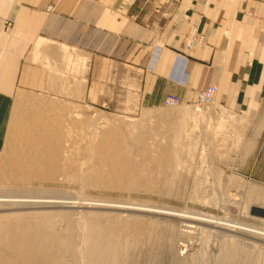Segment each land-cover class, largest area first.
I'll return each instance as SVG.
<instances>
[{
	"label": "rangeland",
	"instance_id": "obj_1",
	"mask_svg": "<svg viewBox=\"0 0 264 264\" xmlns=\"http://www.w3.org/2000/svg\"><path fill=\"white\" fill-rule=\"evenodd\" d=\"M108 93L99 105L34 97L12 126L0 149V264H94L92 224L115 264H264L263 235L210 222L264 233L253 213L262 187L237 160L246 120L216 102L151 108ZM70 237L72 250L55 249Z\"/></svg>",
	"mask_w": 264,
	"mask_h": 264
},
{
	"label": "crops",
	"instance_id": "obj_2",
	"mask_svg": "<svg viewBox=\"0 0 264 264\" xmlns=\"http://www.w3.org/2000/svg\"><path fill=\"white\" fill-rule=\"evenodd\" d=\"M0 25V149L34 97L99 105L111 89L158 108L215 85L264 193V0H0Z\"/></svg>",
	"mask_w": 264,
	"mask_h": 264
},
{
	"label": "bare ground",
	"instance_id": "obj_3",
	"mask_svg": "<svg viewBox=\"0 0 264 264\" xmlns=\"http://www.w3.org/2000/svg\"><path fill=\"white\" fill-rule=\"evenodd\" d=\"M6 33V32H5ZM191 36V35H190ZM199 103V102H198ZM204 105V104H203ZM207 105V104H206ZM15 200V199H14ZM4 202V200H2V199H0V202ZM30 203H34V204H49V203H63V204H75L73 201H62L61 200V202L59 201V202H56V201H47V200H39V199H36V200H33V201H30ZM92 203H95V202H92ZM91 203V204H92ZM86 204H88V205H91L90 203H85V205ZM102 204V203H101ZM54 205V204H53ZM92 205H95L96 206V204H92ZM103 205V204H102ZM55 206V205H54ZM64 206V205H63ZM74 207H75V205H73ZM97 206H99V205H97ZM104 206V205H103ZM62 207V206H61ZM70 207V206H69ZM72 207V206H71ZM66 208H68L67 206H66ZM124 208V207H123ZM126 208V207H125ZM139 211V210H138ZM141 211H143V209L141 210ZM154 211V210H153ZM167 211H163V210H155V213H159V214H170V213H166ZM171 215H175L176 217H184V216H181L180 214H172L171 213ZM195 219V218H194ZM79 221V220H78ZM207 221V220H206ZM208 222V221H207ZM210 222H212V223H216V224H218V225H222V226H225V227H228V228H234V229H239V230H245L246 232L247 231H251L252 233L254 232V233H257V234H260V235H263L264 236V233H262V232H259V231H257V230H252V228H250V229H248V228H245L244 229V227H242V226H237V225H231V224H226V223H223V222H219V221H217V222H215V221H210ZM91 224V223H90ZM96 225H98V224H96ZM98 228V226H95L94 224H92L91 225V232H90V229H89V231L88 232H90V240H91V243L88 245L89 247H87L86 249H85V252H86V257H87V260L88 261H93L94 262V264H115V261L117 260L116 259V257L114 258V250H112L111 248H110V245H109V243L110 242H108V244H104L103 242H104V240L103 239H101L102 238V236H100L101 234H102V229H100V230H98L97 229ZM36 230H38V229H36ZM1 231H3V230H1ZM4 232V231H3ZM36 233V235H37V237H40V236H43V234L42 233H40V231L38 230L37 232H35ZM3 234H1L0 235V240L2 239H4L3 237H7V236H2ZM7 235V234H6ZM8 237H9V235H8ZM124 238V237H123ZM24 239H26V237L24 238ZM41 240V239H40ZM42 240H45V239H42ZM83 240V239H82ZM82 242V241H81ZM74 242H73V240H72V237H70V239L68 240V242L66 243V244H61V246H60V248H56L55 247V249L56 250H58L59 252L61 251V252H65L67 249H69V250H72V248H73V244ZM31 244V242L30 243H25L23 246H29ZM55 244H57V243H55ZM35 246L36 247H38V248H41V249H43V251L42 252H45V251H48L50 248H49V245L46 243V242H43V241H37L36 243H35ZM78 247V246H77ZM81 247V246H80ZM114 247V246H113ZM112 247V248H113ZM37 248V249H38ZM115 248H116V246H115ZM55 250V251H56ZM22 251V250H21ZM52 251V250H51ZM19 252V251H18ZM26 252V250H24L21 254H27V253H25ZM116 252V251H115ZM20 253V252H19ZM39 254L40 253H38V255L37 256H39ZM50 254H51V252H50ZM55 254V253H54ZM56 255V254H55ZM60 255V254H59ZM62 255V254H61ZM60 255V256H61ZM45 256V255H44ZM63 256V255H62ZM61 256V257H62ZM105 256L106 257H108V259H111L110 261H109V263H107V262H105V261H107V258H106V260L104 259L105 258ZM51 257H53V254H51V256L49 255V257L48 258H50L51 259ZM36 259V258H35ZM104 259V260H103ZM116 259V260H115ZM49 260V259H48ZM59 260H60V262H59V264H63L64 262H63V260L62 259H60L59 258ZM118 261V260H117ZM63 262V263H62ZM47 264V263H46ZM49 264H51V263H49Z\"/></svg>",
	"mask_w": 264,
	"mask_h": 264
},
{
	"label": "built area",
	"instance_id": "obj_4",
	"mask_svg": "<svg viewBox=\"0 0 264 264\" xmlns=\"http://www.w3.org/2000/svg\"><path fill=\"white\" fill-rule=\"evenodd\" d=\"M11 23H6L3 25L2 29L5 31H8L10 29ZM1 28V25H0ZM194 37L195 35H191L185 46L187 48H191L192 44L194 42ZM217 92V88L215 85H209L207 86L203 91L200 92L199 94V102L204 103V104H213L215 103V95ZM182 102L180 97L173 95V94H168L164 100V106L166 107H173L176 105H179Z\"/></svg>",
	"mask_w": 264,
	"mask_h": 264
},
{
	"label": "water",
	"instance_id": "obj_5",
	"mask_svg": "<svg viewBox=\"0 0 264 264\" xmlns=\"http://www.w3.org/2000/svg\"><path fill=\"white\" fill-rule=\"evenodd\" d=\"M253 213L255 215L263 216L264 217V209L263 208H254Z\"/></svg>",
	"mask_w": 264,
	"mask_h": 264
}]
</instances>
